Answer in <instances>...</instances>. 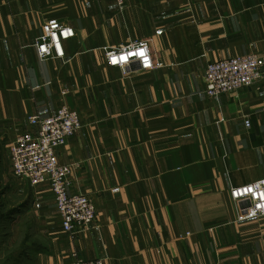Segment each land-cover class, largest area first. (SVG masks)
<instances>
[{
	"label": "crops",
	"instance_id": "crops-1",
	"mask_svg": "<svg viewBox=\"0 0 264 264\" xmlns=\"http://www.w3.org/2000/svg\"><path fill=\"white\" fill-rule=\"evenodd\" d=\"M51 19L74 35L42 58ZM140 40L159 66L106 63V49ZM247 53L264 57V0H0V252L9 244L22 264H264V217L236 221L229 195L264 177V69L235 93L203 91L207 63ZM61 105L81 126L56 160L68 193L96 208L79 233L61 227L48 185L9 168L8 145L37 132L27 117Z\"/></svg>",
	"mask_w": 264,
	"mask_h": 264
},
{
	"label": "built area",
	"instance_id": "built-area-1",
	"mask_svg": "<svg viewBox=\"0 0 264 264\" xmlns=\"http://www.w3.org/2000/svg\"><path fill=\"white\" fill-rule=\"evenodd\" d=\"M126 0H115L118 6ZM71 27L57 19L47 20L42 24V32L35 41L40 57H62L63 42L73 37ZM143 53V55H141ZM106 63L110 66L125 68L132 61L139 68L146 70L154 66L150 48L146 40L130 42L122 47L106 49ZM264 69V57L255 53L236 55L207 63L203 85L206 95L235 93L242 87H250L259 81ZM27 121L37 126L35 134L22 131L8 145L9 168L13 176L27 180L31 185H48L54 199L61 227L67 232H84L91 227L96 217L94 202L85 194H70L66 182L70 167L59 164L55 149L66 143L81 126L76 110L61 105L55 113L46 117L29 115ZM249 127L250 120H244ZM229 195L236 202L238 213L236 221L264 217V177L229 190ZM71 264H104L101 259L74 260Z\"/></svg>",
	"mask_w": 264,
	"mask_h": 264
},
{
	"label": "rangeland",
	"instance_id": "rangeland-1",
	"mask_svg": "<svg viewBox=\"0 0 264 264\" xmlns=\"http://www.w3.org/2000/svg\"><path fill=\"white\" fill-rule=\"evenodd\" d=\"M5 154H6V152L4 151V157H6ZM8 245L4 249L5 250L4 253L0 252V264H22V263H19L17 261L18 259H13L11 257L12 252H13V247H8ZM2 255H4V256H2ZM23 264H30V263L29 262L28 263L23 262Z\"/></svg>",
	"mask_w": 264,
	"mask_h": 264
},
{
	"label": "snow or ice",
	"instance_id": "snow-or-ice-1",
	"mask_svg": "<svg viewBox=\"0 0 264 264\" xmlns=\"http://www.w3.org/2000/svg\"><path fill=\"white\" fill-rule=\"evenodd\" d=\"M141 55H143V53H141Z\"/></svg>",
	"mask_w": 264,
	"mask_h": 264
}]
</instances>
